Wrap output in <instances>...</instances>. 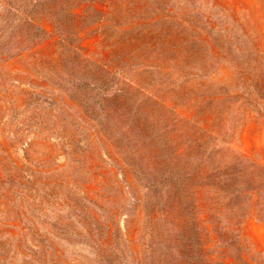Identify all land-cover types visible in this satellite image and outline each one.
<instances>
[{
  "label": "rangeland",
  "instance_id": "1",
  "mask_svg": "<svg viewBox=\"0 0 264 264\" xmlns=\"http://www.w3.org/2000/svg\"><path fill=\"white\" fill-rule=\"evenodd\" d=\"M74 9L60 35L39 6L36 46L0 66V264H133L119 254L128 214L142 219L134 240L144 249L153 150L176 135L177 118L188 122L176 145L204 128L215 148L264 166V0ZM240 235L246 253L264 254V213Z\"/></svg>",
  "mask_w": 264,
  "mask_h": 264
},
{
  "label": "trees",
  "instance_id": "2",
  "mask_svg": "<svg viewBox=\"0 0 264 264\" xmlns=\"http://www.w3.org/2000/svg\"><path fill=\"white\" fill-rule=\"evenodd\" d=\"M77 1L7 2L6 15L0 16V66L6 58L21 56L36 46L33 38L42 29L34 15L39 6L48 4L50 18L63 35V19L76 15ZM12 16L24 26L16 27ZM39 63L43 64L35 60L32 65ZM177 120L176 135L171 136L170 142L159 136L153 150L156 160L148 185L153 195L148 201L143 229L148 240L141 249L134 236L141 233L142 219L128 214L130 219L123 231L125 242L119 254L129 250L133 264H264V254L250 255L243 250L240 235V226L247 217L264 213V166L230 146L215 148L212 140L220 139L204 128L197 127L195 133L185 135L193 144L176 145L188 122L186 118ZM109 227L110 236L106 235L104 244L114 242ZM51 254L56 260L60 257L57 248Z\"/></svg>",
  "mask_w": 264,
  "mask_h": 264
}]
</instances>
